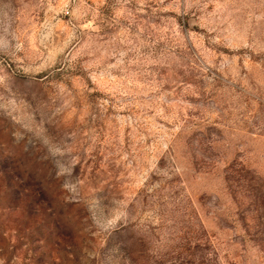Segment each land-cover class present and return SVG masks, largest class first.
I'll list each match as a JSON object with an SVG mask.
<instances>
[{"label":"rangeland","instance_id":"obj_1","mask_svg":"<svg viewBox=\"0 0 264 264\" xmlns=\"http://www.w3.org/2000/svg\"><path fill=\"white\" fill-rule=\"evenodd\" d=\"M0 264H264V0H0Z\"/></svg>","mask_w":264,"mask_h":264}]
</instances>
